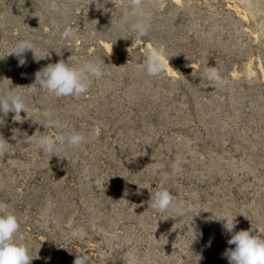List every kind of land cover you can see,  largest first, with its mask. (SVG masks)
Segmentation results:
<instances>
[{"label":"rangeland","instance_id":"1","mask_svg":"<svg viewBox=\"0 0 264 264\" xmlns=\"http://www.w3.org/2000/svg\"><path fill=\"white\" fill-rule=\"evenodd\" d=\"M143 8L151 31L136 39L119 23L132 16L130 0H0V96L26 100L21 118L9 113L0 126L10 144L0 155V214L17 216L30 264H73L78 253L90 264H228L225 217L264 237V0H144ZM21 38L36 44L25 66L4 57ZM155 46L167 50L165 67L149 76ZM61 59L101 60L104 76L79 99L33 92L35 73ZM205 66L229 86L207 80ZM48 118L65 127L45 129ZM73 130L89 142L58 157L27 142ZM177 157L183 173L153 175ZM84 167L99 170L95 188ZM161 189L193 204L186 222L202 236L190 246L187 225L151 208Z\"/></svg>","mask_w":264,"mask_h":264},{"label":"clouds","instance_id":"2","mask_svg":"<svg viewBox=\"0 0 264 264\" xmlns=\"http://www.w3.org/2000/svg\"><path fill=\"white\" fill-rule=\"evenodd\" d=\"M105 3L109 0H104ZM144 0H130L132 16L123 15L120 18V25L127 28L135 34L136 39H143L151 31V18L144 11ZM60 18L67 21V12L60 13ZM52 25L59 23L56 17L50 18ZM64 36L75 39L77 33L74 29L66 28ZM36 44L32 39L21 38L16 41L8 55H15L18 59V66L27 64L26 53L32 52L35 55ZM167 55L164 46H155L149 49L144 61V68L149 76L160 75L164 71L163 58ZM3 57V58H4ZM172 57V56H169ZM168 57V58H169ZM2 59V58H0ZM101 60L86 59L80 64L72 66L63 59L56 63H49L35 73V80L32 83L31 90L43 89L49 96L72 97L79 99L87 94L92 86L93 80H100L104 76ZM204 77L220 87H228L229 80L221 74L216 67L205 66ZM26 100L17 94H6L0 96V126H4L5 117L9 113H14V119L21 118V112H25ZM18 119L17 121H20ZM38 122L39 120H34ZM43 125L47 128L63 129L65 125L59 119L48 118ZM41 133V132H40ZM22 137V139H18ZM28 143H35L39 150L45 152L50 157L57 156L58 153L65 152L68 147L78 148L82 144H87L88 138L80 132L64 131L53 138L51 135L43 132L35 136H30ZM16 140V144L25 142V135L19 129H13L11 137ZM10 145L2 134H0V155L6 154V148ZM182 159L177 157L167 170L159 167L153 168V175L168 180L170 177L183 173ZM83 179L89 188H95L100 183L99 170L84 167L82 171ZM151 208L160 213L170 212L169 217L179 218L181 224L179 228L188 226L186 233L189 246L196 242L202 233L191 223L186 222V218L194 211V206L190 201L179 203L177 199L165 189L156 191L151 195ZM194 217V216H193ZM192 217V219H193ZM236 217V216H235ZM235 217L218 219L223 223V228L230 234L227 244L234 247H228L221 254L222 258L228 260V264H264V237L256 234L253 230L236 231L237 221ZM20 229L17 216L8 212L0 214V264H30L28 248L24 244L16 242V234ZM202 257H198L197 262ZM73 264H90V258L85 253H78Z\"/></svg>","mask_w":264,"mask_h":264}]
</instances>
